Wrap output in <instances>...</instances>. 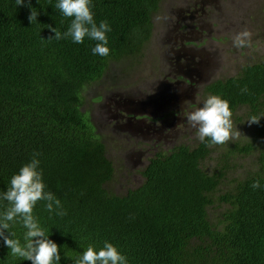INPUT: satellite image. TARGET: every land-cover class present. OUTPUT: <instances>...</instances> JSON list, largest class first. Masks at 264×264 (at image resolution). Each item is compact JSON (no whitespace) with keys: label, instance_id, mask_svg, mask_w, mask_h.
Wrapping results in <instances>:
<instances>
[{"label":"trees","instance_id":"trees-1","mask_svg":"<svg viewBox=\"0 0 264 264\" xmlns=\"http://www.w3.org/2000/svg\"><path fill=\"white\" fill-rule=\"evenodd\" d=\"M158 2L91 0L96 23L107 21L111 28L110 52L102 57L92 53L96 41L88 37L83 43L54 38L51 29L63 36L72 19L55 7L58 0L17 6L0 0V193L39 153L45 191L60 200L65 214L49 212L40 200L33 216L58 245L59 264H74L89 245L98 250L104 241L127 264H264V57L205 85L228 102L233 121L242 107L260 117L248 138L231 140L208 170L201 161L218 145L198 138L191 146L175 144L137 169L141 180L134 187L122 194L106 187L113 166L79 110L80 91L101 77L108 61L140 51ZM31 8L38 13L32 23ZM233 155L253 157L235 170L227 161ZM254 181L261 186L253 189ZM9 206L0 200V214ZM8 223L4 234L23 245L27 230L20 217ZM0 264L31 261L12 255L0 237Z\"/></svg>","mask_w":264,"mask_h":264},{"label":"rangeland","instance_id":"rangeland-1","mask_svg":"<svg viewBox=\"0 0 264 264\" xmlns=\"http://www.w3.org/2000/svg\"><path fill=\"white\" fill-rule=\"evenodd\" d=\"M192 1L196 0H159L157 9L150 16V37L140 51L107 62L101 78L83 86L80 91L79 110L92 123L90 113L99 122L93 129L103 144L104 155L112 162V176L106 184L112 193L122 194L126 188L134 187L140 182L137 169L141 165V160H139L140 154L134 152L138 148L130 147L129 142L124 140L120 141L121 138L116 133L118 131L123 133L127 126L125 120L117 119L119 130L111 129L110 126L116 122V118L110 116L109 106L113 101H117V95L128 92L135 96L140 95L138 92H146L147 85L158 78V69L164 65L162 57L164 54L167 56L169 52L166 51L172 46L169 42L172 33L170 28L179 26L180 20L175 14L181 12L179 8L182 3ZM234 1L204 0L200 9L195 7L197 30L201 36L198 40L182 41L181 48L196 52L197 56L194 58L199 60L197 69L202 75L207 74L211 66L218 65V74L224 77L234 73L241 64L251 60L258 61L264 57V0H237L238 9L232 8ZM244 29L252 33V47L236 48L233 45V36ZM192 35L194 36L195 33ZM185 63L192 65L189 57L185 59ZM200 96V94L196 96V103L203 99ZM185 101L192 102L188 99ZM247 111L246 107L236 109L235 120L230 118L233 133H239L234 139L248 138L251 135L253 126L247 121L250 118ZM174 143H184L189 146L193 144L188 138L176 140ZM230 143L231 140L223 145L212 146L208 157L201 161L203 169L208 170L212 167L218 161L223 149ZM167 149L160 148L159 152H165ZM251 156L240 158L236 155L228 156L227 161L235 164V170H239L241 166H245L247 158ZM235 170L233 169V172ZM224 184L223 182L219 188L222 189Z\"/></svg>","mask_w":264,"mask_h":264},{"label":"clouds","instance_id":"clouds-1","mask_svg":"<svg viewBox=\"0 0 264 264\" xmlns=\"http://www.w3.org/2000/svg\"><path fill=\"white\" fill-rule=\"evenodd\" d=\"M16 6L23 5L24 0H15ZM65 17H70L71 23L66 32L62 34L56 29L55 39L71 38L74 43H83L85 37L96 41L92 53L99 56H108L110 49L107 47L106 33L111 31L107 21L96 23L91 11V0H58L55 5ZM37 11L31 8L28 20L30 23L37 21ZM50 27V26H48ZM252 33L244 29L233 36V45L236 48L252 47ZM52 38V37H49ZM247 91V89H243ZM232 112L226 100L217 95H209L202 106L186 114L188 123L196 129L197 138L201 142L211 145H223L234 139L239 133H233L231 121ZM260 117L252 116L247 121L251 125L259 124ZM206 138L208 140L206 141ZM39 153H34L32 159L24 163L18 173L13 174L10 186L0 193V200H5L10 205L0 214V237L14 256L30 260L31 264H59L60 254L58 245L48 238L37 219L33 216V207L40 201H46L49 212L57 211V215H64L61 202L55 195L45 191L42 171L39 169ZM253 189L259 188V181L251 185ZM20 217L24 228L25 243L19 239L11 238L14 234L5 235L4 230L9 229V221ZM74 264H127L126 257L110 242L104 241L103 246L96 250L89 245L83 254L76 258Z\"/></svg>","mask_w":264,"mask_h":264},{"label":"flooded vegetation","instance_id":"flooded-vegetation-1","mask_svg":"<svg viewBox=\"0 0 264 264\" xmlns=\"http://www.w3.org/2000/svg\"><path fill=\"white\" fill-rule=\"evenodd\" d=\"M203 1L204 0H196L182 3V6L179 8L181 12H176L175 14V17L178 16V19L180 20L178 23L179 26H173L170 28L172 29V33L169 42L172 46L170 47V50L168 49L166 51V53L169 52L167 56L164 54L162 57L164 65L158 69V78L147 85L146 92L142 93L141 91L138 92L140 95H135L139 99L155 97L158 83L166 82L170 92H178L177 85H181L191 89L193 96L185 97L183 93H180L178 101L167 103L158 110L144 107L141 115L129 114L121 108V103L118 101L121 97L131 94L128 92L117 95V101H113L109 106L110 116L116 118V122L110 126L113 130H119L117 119H120L121 121L124 119L128 127L130 126L129 123L133 124L132 122L135 120H140L142 122L140 125H136L133 128L125 127L122 134L120 131L116 132L121 138L120 141L124 140L129 142L130 147L136 146L138 148V150L134 152L140 154L139 160H141V165L138 168L139 170L144 164H146L148 158L159 152L160 148L165 150L178 144L174 143L176 140L185 138L190 139L193 143L195 142L197 138V133L195 132L196 129L188 123L186 120V114L197 108L198 105L202 106L203 101L210 95L205 89L206 84L234 74H228L224 77L220 76L218 74V65H213L207 70V74L202 75L197 69L199 60L194 58L197 56L196 52L181 48L183 44L182 41L188 39L198 40L201 36V33L197 30L198 20H196L197 11H195V7L200 9V5ZM232 8L238 9L237 0L234 1ZM194 33L195 35L193 36L192 34ZM188 57L192 64L191 66H189V63L184 64L185 59H188ZM199 94L203 99L199 103H196V96ZM185 99L192 100V102L188 103ZM90 115L94 125L89 118L87 119L89 123L91 122L90 125L93 129L94 126H98L99 122L95 120L92 113H90ZM120 125L122 126V124ZM93 132H95L94 129ZM210 148H212V146ZM108 160L111 162L110 159Z\"/></svg>","mask_w":264,"mask_h":264},{"label":"water","instance_id":"water-1","mask_svg":"<svg viewBox=\"0 0 264 264\" xmlns=\"http://www.w3.org/2000/svg\"><path fill=\"white\" fill-rule=\"evenodd\" d=\"M213 1V0H211ZM194 68V67H193ZM178 92H170L168 89V84L166 82H160L157 85V91L155 97H147L145 99H139L138 97L130 94L121 97L118 102L121 103V108L129 113L134 115H141L142 109L144 107H150L155 110L160 109L167 103H172L178 101L179 94L183 93L184 96H191L192 90L188 87H183L181 85H177ZM193 94V93H192ZM133 124L129 123L130 126H126V128H133L136 125H140L142 123L140 120H135L132 122Z\"/></svg>","mask_w":264,"mask_h":264}]
</instances>
